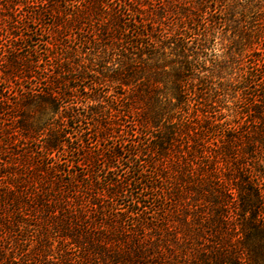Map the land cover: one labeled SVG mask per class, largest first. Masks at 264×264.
<instances>
[{
    "label": "trees",
    "instance_id": "1",
    "mask_svg": "<svg viewBox=\"0 0 264 264\" xmlns=\"http://www.w3.org/2000/svg\"><path fill=\"white\" fill-rule=\"evenodd\" d=\"M0 264H264V0H0Z\"/></svg>",
    "mask_w": 264,
    "mask_h": 264
},
{
    "label": "rangeland",
    "instance_id": "2",
    "mask_svg": "<svg viewBox=\"0 0 264 264\" xmlns=\"http://www.w3.org/2000/svg\"><path fill=\"white\" fill-rule=\"evenodd\" d=\"M229 35H230V33H229ZM226 43H228V42H226ZM220 52V51H219Z\"/></svg>",
    "mask_w": 264,
    "mask_h": 264
}]
</instances>
